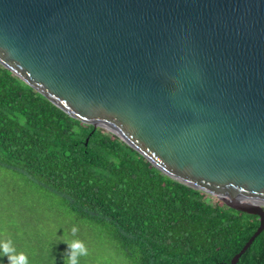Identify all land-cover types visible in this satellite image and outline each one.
Instances as JSON below:
<instances>
[{"label":"water","instance_id":"water-1","mask_svg":"<svg viewBox=\"0 0 264 264\" xmlns=\"http://www.w3.org/2000/svg\"><path fill=\"white\" fill-rule=\"evenodd\" d=\"M0 64L264 229V0H0Z\"/></svg>","mask_w":264,"mask_h":264},{"label":"trees","instance_id":"trees-1","mask_svg":"<svg viewBox=\"0 0 264 264\" xmlns=\"http://www.w3.org/2000/svg\"><path fill=\"white\" fill-rule=\"evenodd\" d=\"M0 172L50 193L79 228L98 227L95 234L111 241L122 264H230L259 224L257 215L170 178L118 136L71 116L1 64ZM28 238L0 216V239H11L31 264L53 258L63 264L66 243ZM237 264H264V229Z\"/></svg>","mask_w":264,"mask_h":264},{"label":"rangeland","instance_id":"rangeland-1","mask_svg":"<svg viewBox=\"0 0 264 264\" xmlns=\"http://www.w3.org/2000/svg\"><path fill=\"white\" fill-rule=\"evenodd\" d=\"M63 209L65 210L50 193L35 191L23 182H18L16 178L0 172V216L9 218V223L24 229L29 241H52L55 245L65 243L63 241L67 235L73 237L70 235V228L75 225L79 232L75 237L85 239L91 244L90 248L87 247V256L82 257L92 264L124 263L122 256L109 248L111 241L95 234V231L99 232L98 227L79 228L80 224L74 223L69 215L63 214ZM32 236L36 239H31Z\"/></svg>","mask_w":264,"mask_h":264},{"label":"clouds","instance_id":"clouds-1","mask_svg":"<svg viewBox=\"0 0 264 264\" xmlns=\"http://www.w3.org/2000/svg\"><path fill=\"white\" fill-rule=\"evenodd\" d=\"M78 228L73 225L70 228L71 235L76 236ZM63 242L67 245V256L63 259V264H80V257L87 256L88 249L86 244L76 239H65ZM6 257L7 264H31L28 253L25 251H18L11 239H0V258ZM51 264H55L53 258Z\"/></svg>","mask_w":264,"mask_h":264}]
</instances>
